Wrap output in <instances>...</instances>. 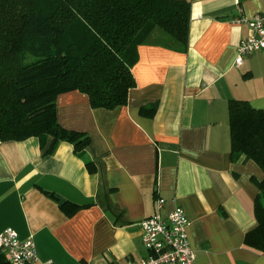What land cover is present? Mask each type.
<instances>
[{
	"label": "crops",
	"instance_id": "1",
	"mask_svg": "<svg viewBox=\"0 0 264 264\" xmlns=\"http://www.w3.org/2000/svg\"><path fill=\"white\" fill-rule=\"evenodd\" d=\"M187 1L188 46L155 29L138 48L137 86L126 106L93 109L79 91L59 97L60 124L91 139L82 156L66 142L48 153L52 138L0 143V233L33 237L35 264L145 258L140 223L155 214L159 198L164 215L175 205L185 210L196 264H264V253L245 242L257 226L253 179L262 181L264 172L232 155L229 117L231 100L264 110V51L235 64L252 34L235 21L261 13L264 1ZM152 105V116L143 113ZM58 196L70 210L86 207L69 214ZM0 264H8L2 253Z\"/></svg>",
	"mask_w": 264,
	"mask_h": 264
},
{
	"label": "trees",
	"instance_id": "2",
	"mask_svg": "<svg viewBox=\"0 0 264 264\" xmlns=\"http://www.w3.org/2000/svg\"><path fill=\"white\" fill-rule=\"evenodd\" d=\"M191 11L187 0H0V143L52 138L48 153L66 142L82 156L91 139L60 124L59 97L79 91L93 109L126 106L137 86L139 46L160 29L186 48ZM229 117L232 155L264 172V110L231 100ZM86 166L94 172L92 162ZM253 181L257 226L245 242L264 253V179ZM84 207L62 208L72 214Z\"/></svg>",
	"mask_w": 264,
	"mask_h": 264
},
{
	"label": "built area",
	"instance_id": "3",
	"mask_svg": "<svg viewBox=\"0 0 264 264\" xmlns=\"http://www.w3.org/2000/svg\"><path fill=\"white\" fill-rule=\"evenodd\" d=\"M235 23H247L252 30L249 38L238 46L235 64L239 67L246 56L264 51V10L253 18L237 19ZM165 202L159 198L155 214L140 223L147 256L132 264H196V253L188 237L190 220L179 205L164 215ZM0 253L6 256L8 264H35L38 261L33 237L21 240L13 229L0 233Z\"/></svg>",
	"mask_w": 264,
	"mask_h": 264
},
{
	"label": "water",
	"instance_id": "4",
	"mask_svg": "<svg viewBox=\"0 0 264 264\" xmlns=\"http://www.w3.org/2000/svg\"><path fill=\"white\" fill-rule=\"evenodd\" d=\"M57 198L59 199L61 206H64L66 204V200L64 198L59 197V196Z\"/></svg>",
	"mask_w": 264,
	"mask_h": 264
}]
</instances>
